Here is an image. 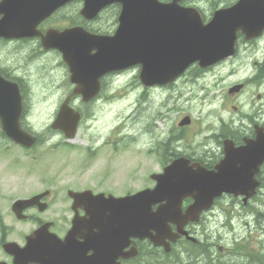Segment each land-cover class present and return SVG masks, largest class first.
<instances>
[{
    "label": "rangeland",
    "instance_id": "rangeland-1",
    "mask_svg": "<svg viewBox=\"0 0 264 264\" xmlns=\"http://www.w3.org/2000/svg\"><path fill=\"white\" fill-rule=\"evenodd\" d=\"M235 1L193 2L210 15ZM80 9L78 1L64 7L56 14L55 24L63 28L68 21L82 23ZM117 10L115 6L106 8L84 26L99 33L113 32ZM0 68L21 81L27 95L28 127L43 135L41 143L25 148L9 142L0 132V203L50 189L54 196L46 216L55 221L57 229L65 226L57 215L62 214L65 222L70 214L59 211L61 202L66 204L69 199V190L98 186L123 193L152 187L150 176L162 171L163 155L167 161L180 153L193 158L210 156L221 149L224 128L235 139L249 135L255 124L264 125V34L248 41L242 36L235 58L201 71L192 67L169 86L146 90L135 67L106 77L104 91L95 102L85 105L80 96L72 97L83 113L73 139L51 128L60 105L75 87L58 51H45L39 39L0 41ZM241 82L244 89L229 94L230 87ZM185 116L192 123L180 128L178 122ZM160 142L166 146L158 145ZM260 199L264 202V188ZM256 205L248 217L252 224L257 220ZM261 210L264 214V205ZM220 218L219 210L211 230ZM249 235L259 236L256 245L263 243L264 220Z\"/></svg>",
    "mask_w": 264,
    "mask_h": 264
},
{
    "label": "water",
    "instance_id": "water-1",
    "mask_svg": "<svg viewBox=\"0 0 264 264\" xmlns=\"http://www.w3.org/2000/svg\"><path fill=\"white\" fill-rule=\"evenodd\" d=\"M67 1L58 0V4L42 13L36 2L14 3L4 24L22 27L15 32L19 36V32L27 30L24 28H32ZM114 1L123 4L120 25L114 36H95L82 28H72L61 33L48 32L43 37L45 47H57L63 52L70 65L71 79L79 85L77 91L83 94L84 101L98 92L99 79L108 72L142 63L141 79L145 85L167 84L193 62L199 61L204 67L233 54L238 30L249 38L257 36L264 28V0H239L233 7L217 11L207 25L202 23L197 11L179 6V0L169 4L158 0H87L86 11L92 16ZM27 32L35 35L37 31ZM93 49H96L94 54ZM16 99L19 100L18 91ZM79 118V113L65 102L53 126L73 137ZM7 126L12 129L7 133L17 142L30 145L35 140L21 131L17 123L10 122ZM226 149V158L217 166L218 172L211 175H205L202 170L201 174L193 172L186 161L180 159L166 168L157 188L168 187L197 195L195 192H238L248 183L255 187L254 174L264 161V132L258 130L257 138L250 140L246 147ZM158 194L162 196L163 192Z\"/></svg>",
    "mask_w": 264,
    "mask_h": 264
},
{
    "label": "flooded vegetation",
    "instance_id": "flooded-vegetation-1",
    "mask_svg": "<svg viewBox=\"0 0 264 264\" xmlns=\"http://www.w3.org/2000/svg\"><path fill=\"white\" fill-rule=\"evenodd\" d=\"M184 4L188 5L189 2H184ZM199 9L202 8L200 7ZM82 23L88 25L92 22L83 20ZM107 33L111 34L112 31H108ZM0 74L22 85L17 77L7 74L2 68H0ZM102 83L105 85L104 80ZM246 136L254 137L255 129L253 128L250 130L249 135ZM234 144L235 146L245 144L243 137L240 139L235 138ZM223 157L224 145L222 143L219 151L213 150L210 156L195 157L192 158V160L200 162L208 169H213L215 164ZM263 188L264 186L259 187L250 197H246L245 195L234 196L233 194H222L220 197L215 198L210 208L201 213L198 221L189 222L185 226L190 236H182L176 242L167 240V242H169V245L166 244L168 250L165 245H155L149 238H140L138 236L128 237L126 231V239L124 241L125 247L121 254L116 256V254L106 252L105 247L103 248L99 245H94L87 254L88 256L94 257L96 255H107L110 258L115 255L117 257L116 262L119 264H264V242L258 245L255 244V238L259 236L255 235V237H251L249 233L256 228V221L253 220L254 224H252L248 218L249 214L255 210L256 204H259L258 208L260 209H262L264 205V202L260 199ZM92 190L95 194L104 193L106 196L111 193L115 195H128L142 189L126 190L124 193H117L116 191L110 192L105 188L96 186V188ZM0 191H2L1 188ZM3 196H5V194H3ZM53 196L54 195L43 197L39 203L25 207L20 213L26 216L24 219L17 218V214L14 211L15 200L10 202L9 199V202L0 203V262H3L2 264H14L15 261L14 255L8 253L4 248L6 242H15L22 248L27 244V237L31 236V233L35 229L48 222L46 216L48 207L43 210L42 203L45 201L49 202ZM68 197L69 199L66 200L67 203L64 204L63 202L65 201L63 200L59 209L61 212H70V214L67 215V220L64 222L63 215L56 214L58 220L63 221L65 224L64 227L61 228L60 226V228L56 230L61 238L65 237L67 231L71 227V216L75 208H77L80 215H84L85 213L84 204H78L77 207H74L73 199L69 193ZM192 202L193 199L185 198L183 200V207L186 208ZM158 206L159 204L153 205V211L156 210ZM238 207L240 209H238ZM219 210L221 211L220 222L216 225L215 229L211 230L210 226L218 216ZM18 223H20L19 226H17ZM52 223L54 227L55 221H52ZM24 226H27V228ZM169 226L172 231H175L177 228L175 222H169ZM88 232L90 235L96 236L101 230L99 227L95 226L93 229L88 230ZM152 233L154 234L156 232L152 231ZM75 241L79 247L83 238L77 236ZM96 249L98 250L95 251ZM27 257V259H32L28 260L27 264H40L35 260L37 253L29 254ZM93 264H105V262H93ZM110 264H112L111 261Z\"/></svg>",
    "mask_w": 264,
    "mask_h": 264
},
{
    "label": "bare ground",
    "instance_id": "bare-ground-1",
    "mask_svg": "<svg viewBox=\"0 0 264 264\" xmlns=\"http://www.w3.org/2000/svg\"><path fill=\"white\" fill-rule=\"evenodd\" d=\"M11 157H12V156H11ZM5 162H6V161H5ZM5 162H4V163H5ZM1 167H2V166H1Z\"/></svg>",
    "mask_w": 264,
    "mask_h": 264
},
{
    "label": "trees",
    "instance_id": "trees-1",
    "mask_svg": "<svg viewBox=\"0 0 264 264\" xmlns=\"http://www.w3.org/2000/svg\"><path fill=\"white\" fill-rule=\"evenodd\" d=\"M226 133H228V131H226Z\"/></svg>",
    "mask_w": 264,
    "mask_h": 264
}]
</instances>
